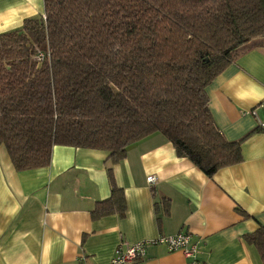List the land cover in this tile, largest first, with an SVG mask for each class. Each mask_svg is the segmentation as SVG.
Here are the masks:
<instances>
[{
    "label": "trees",
    "instance_id": "1",
    "mask_svg": "<svg viewBox=\"0 0 264 264\" xmlns=\"http://www.w3.org/2000/svg\"><path fill=\"white\" fill-rule=\"evenodd\" d=\"M261 37L264 0H43V17L0 34V146L18 172L48 167L54 146L104 152L110 195L90 216L123 219L111 165L144 139L208 178L242 161L206 89ZM154 207L169 216V200ZM243 239L264 264V227Z\"/></svg>",
    "mask_w": 264,
    "mask_h": 264
},
{
    "label": "crops",
    "instance_id": "2",
    "mask_svg": "<svg viewBox=\"0 0 264 264\" xmlns=\"http://www.w3.org/2000/svg\"><path fill=\"white\" fill-rule=\"evenodd\" d=\"M42 15L43 0H0V34ZM232 59L206 94L225 138L241 140L242 161L208 178L163 136L144 139L111 165L125 196L123 219L90 216L110 195L104 152L54 146L48 167L18 172L0 146V264H108L121 242L179 232L192 235L200 264H262L243 237L264 227V37L236 49ZM162 199L169 200L168 217L155 210ZM142 263L188 260L156 245Z\"/></svg>",
    "mask_w": 264,
    "mask_h": 264
},
{
    "label": "built area",
    "instance_id": "3",
    "mask_svg": "<svg viewBox=\"0 0 264 264\" xmlns=\"http://www.w3.org/2000/svg\"><path fill=\"white\" fill-rule=\"evenodd\" d=\"M43 17V15L41 16ZM38 60H42L41 54H38ZM264 110V102L260 104ZM254 115V113L252 112ZM262 127V126H261ZM264 131V127H262ZM155 178L150 176L147 183L152 184ZM163 245L168 251H180L188 260V264H200L197 259L198 245L193 242L192 235L187 232H179L173 236L157 237L151 240L139 241L135 244L121 242L115 248L113 256L108 264H143L142 260L146 255V249L149 246Z\"/></svg>",
    "mask_w": 264,
    "mask_h": 264
}]
</instances>
